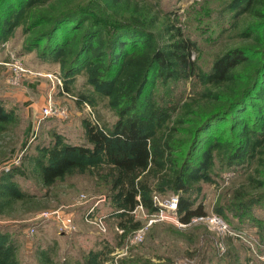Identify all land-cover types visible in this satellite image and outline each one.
<instances>
[{
    "label": "trees",
    "instance_id": "1",
    "mask_svg": "<svg viewBox=\"0 0 264 264\" xmlns=\"http://www.w3.org/2000/svg\"><path fill=\"white\" fill-rule=\"evenodd\" d=\"M45 1L0 0V44L19 25L27 32V13ZM124 1L128 0H92L83 8L56 16L45 32L28 38L26 51L36 50L43 60L60 65L66 92H72L75 77L84 74L83 86L72 96L79 104L94 108L95 122L82 121L84 143H71L52 130L47 142L37 143L33 152H26L22 165L0 171V217L15 201L31 198L20 184L27 172L44 189L74 175L88 180L96 188L94 195L103 199L104 218L115 222L121 237L144 226L156 213L155 195H178L176 215L184 223L204 215L201 182L213 181L224 170L243 169L246 176L250 173L247 179L253 187L264 186L263 180H255L251 174L261 173L251 165L264 167V57L249 84L220 102L218 89L241 78L237 68L249 59L246 49H230L204 70L192 58L193 51L198 50L196 41L184 35L179 26L169 24L155 34L150 28L152 21L137 9L122 19L106 16L105 10ZM263 3L231 0L221 13L233 20L248 11L258 13L256 9ZM79 30L77 46L72 47L69 43ZM179 82H190L188 101L192 104L173 101L172 88ZM194 95L209 104L200 106ZM99 104L115 115L111 124L100 123L103 118L95 110ZM15 119V112L0 100V130ZM227 121L229 124L224 125ZM192 123V128L185 126ZM227 131L230 135L225 138L223 132ZM263 203L264 192L248 198L245 191H236L231 202L214 208L216 215L235 230L244 223L258 227L254 243L258 253H264V225L253 212ZM136 211L145 214L142 219ZM156 224L151 223L147 231ZM18 239L12 226L0 225V264H24L17 253ZM230 240H226L221 256L213 245L208 254L205 249H196V264H206L212 253L217 264H263L257 255L240 259ZM111 251L102 242L78 257L66 256L59 261L53 258L52 249L38 248L36 253L40 264H105L111 260ZM117 261L149 264L129 258Z\"/></svg>",
    "mask_w": 264,
    "mask_h": 264
},
{
    "label": "rangeland",
    "instance_id": "2",
    "mask_svg": "<svg viewBox=\"0 0 264 264\" xmlns=\"http://www.w3.org/2000/svg\"><path fill=\"white\" fill-rule=\"evenodd\" d=\"M91 1H45L31 8L27 13L25 18L29 27L27 32L23 25H19L14 28L11 37L0 44V100L6 109L15 112L16 117L12 123L3 126L0 130V171L12 165H22L26 152H33V147L37 143L47 142L52 130L61 133L71 143H84L82 121L88 119L95 122V111L88 104H79L72 96L76 89L83 86L84 74H78L73 87L71 86L72 92H66L60 79V65L57 62L43 60L36 50L26 51L24 45L28 38L45 32L50 27V21L56 16L69 10L83 8ZM230 1L128 0L124 3H116L112 9L105 10V13L109 19L113 17L122 19L137 9V13L143 14L147 21H152L150 28L155 34H160L161 29L166 25L179 26L184 35H189L196 41L198 50L193 51L192 58L204 70L209 68L218 55L233 48L246 49L249 59L237 68L241 77L239 81L225 84L218 89L220 102H225L234 96L233 91L237 92L240 90H237L239 87L249 84L252 75L261 67L264 57V3L257 7L258 13L248 11L229 20L226 14L221 12ZM113 10L117 13L114 14ZM249 30H253L250 35H243ZM79 38L80 30L69 45L77 46ZM190 86V82H179L172 88V98L177 105L190 99ZM194 97L200 102V106L209 104L195 95ZM49 101L53 112L42 117V107ZM192 108L195 110L193 106ZM95 110L103 118L99 120L101 124L102 121L111 124L116 118L102 104H99ZM226 123L229 124L227 121L224 125ZM193 125L195 124L185 126L192 128ZM27 130L29 132L26 135ZM223 133L225 138L230 135V131ZM24 141L26 144L23 147ZM254 166L251 165V169L261 170L260 174L251 173L254 179L264 181V167ZM29 174L27 172L24 180L20 179V184L23 189L29 191L31 198L15 201L5 215L0 217V225L9 224L17 232L19 238L17 253L24 264H40L36 253L38 248L52 249L53 258L59 261L66 256L78 257L90 248H98L102 242H106L108 247L112 248L109 253L111 260L105 264H116L118 259L123 258L136 262L146 260L149 264H196V249L198 252L205 249L208 254L212 251L209 246L213 245L217 255L221 256L227 247L228 238L232 239L230 241L240 259L251 254L257 255L264 264L262 259L264 253H258L254 244L255 239L258 238V233L256 234L258 227L254 223L240 224V230H235L232 224L222 218L231 230H235L241 236L245 234L244 239L251 238V245L238 236L221 233L207 222L179 225L171 220L158 221L150 230L146 229L142 242L132 243L131 233L121 237L115 222L104 218L106 209L102 206L103 199L94 195L96 188L88 180L74 175L59 181L49 189H44L37 185ZM247 176L243 169L224 170L215 175L213 181L201 182L205 215H216L214 208L226 204L227 201L231 202V196L236 191H245L248 198L264 192V186L253 187ZM244 186H247L246 190ZM168 197L165 195L159 199L163 201ZM91 203H97L95 214L103 216V229L84 220V214L89 208L87 206ZM55 211L56 214L53 213ZM44 213L48 215L44 216ZM253 213L264 225V203ZM142 214L139 211L135 213L138 218L141 217L140 219L145 215ZM57 215L60 219L70 216L74 229L60 231ZM232 220L237 222V219ZM218 243L223 249L218 247ZM206 264H217L213 253Z\"/></svg>",
    "mask_w": 264,
    "mask_h": 264
},
{
    "label": "built area",
    "instance_id": "3",
    "mask_svg": "<svg viewBox=\"0 0 264 264\" xmlns=\"http://www.w3.org/2000/svg\"><path fill=\"white\" fill-rule=\"evenodd\" d=\"M60 84V80H59ZM86 104V103H84ZM42 117L48 116L51 112H53L52 106H51V101H49L45 106L42 107ZM6 170L9 169V167L5 168ZM154 202L157 204L158 209L154 215H152L147 222L145 223L144 226L140 227L139 229L133 231L130 236V240L132 243H140L143 240L144 234L148 226L153 223V222H158V221H174L178 223L179 225H186L190 224L193 222H207L210 226L213 228L217 229L221 233H228V235H235L238 236L242 239H244L245 234L242 236L237 234L235 230H231L230 227L223 221V219L217 215H196L190 218L186 224H182L184 222L180 221L179 218L176 215V210L178 207V195L172 194L170 195L167 199L165 200H160L159 196L155 195L154 196ZM97 204V203H96ZM91 205L88 210L84 214V220L87 221L88 223L96 225L98 228L103 229V222L102 218L103 216H97L94 214V209L95 205ZM58 211V210H57ZM57 211L53 213H57ZM44 216L48 215L47 213L43 214ZM57 221L59 222L60 226V231L63 230H68V229H74V226L72 224V218L70 216L68 217H62V219L59 218V216H56ZM32 231V230H31ZM249 238V237H248ZM251 240V238H249ZM245 241H248L251 245V241L248 240L246 237L244 239ZM218 247L220 248V244L218 243ZM223 249L222 245L221 248ZM264 260V257H262Z\"/></svg>",
    "mask_w": 264,
    "mask_h": 264
},
{
    "label": "crops",
    "instance_id": "4",
    "mask_svg": "<svg viewBox=\"0 0 264 264\" xmlns=\"http://www.w3.org/2000/svg\"><path fill=\"white\" fill-rule=\"evenodd\" d=\"M41 223V222H40Z\"/></svg>",
    "mask_w": 264,
    "mask_h": 264
}]
</instances>
